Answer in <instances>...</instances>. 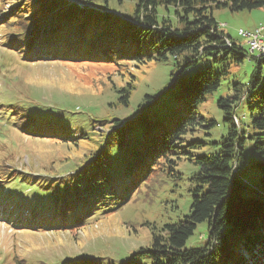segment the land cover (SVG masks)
Here are the masks:
<instances>
[{
  "label": "trees",
  "instance_id": "1",
  "mask_svg": "<svg viewBox=\"0 0 264 264\" xmlns=\"http://www.w3.org/2000/svg\"><path fill=\"white\" fill-rule=\"evenodd\" d=\"M75 1L106 11L81 8L68 0H16L15 8H5L9 0H0L4 45L23 54L25 61L45 62L33 57L38 54H31L33 43L43 33L46 36L40 39L39 48L50 56L47 62H92L117 72L133 62L172 57L176 67L167 88L146 95L129 118L88 116L52 104L11 103V114L24 122L21 132L30 137H45L69 147L70 143L78 146L93 142L83 155L77 152L70 174L60 172L62 177L41 189L37 183L47 176L34 181L35 175L30 172L9 169L6 179H0L2 188H18L21 184L41 192V199L46 197L50 202V214L42 219L33 210V217L20 214L23 224L19 227L32 224L28 228L36 231L86 227L95 213L110 214L131 202L149 179L157 189L163 176L166 181L174 178L175 186L181 187L178 181L184 174L177 168L180 160H186L197 169L186 180L191 201L189 213L183 218L164 224L160 231L153 232L148 246L119 260L78 256L60 264H263L264 56H253L222 31L213 9L252 10L263 7L264 0H130L132 10L124 12L112 8L111 0ZM245 59L254 62V67L248 81L234 82L228 94L218 97L226 128L219 141H212L210 137L216 135L219 123L203 115L199 106ZM125 70L119 75H125ZM113 79L119 97L110 105L127 107L134 80L120 88L116 85V89ZM244 104L250 111L249 123L242 122L238 115ZM110 121L113 125L105 131L97 129ZM248 144L258 156L255 164L261 172L262 194L244 193L248 187L239 177L240 165L247 162ZM207 146L215 151L198 152ZM14 212L6 209L1 215L9 213L10 219ZM204 221L206 242L186 247L197 225ZM83 257L85 260H80Z\"/></svg>",
  "mask_w": 264,
  "mask_h": 264
},
{
  "label": "rangeland",
  "instance_id": "2",
  "mask_svg": "<svg viewBox=\"0 0 264 264\" xmlns=\"http://www.w3.org/2000/svg\"><path fill=\"white\" fill-rule=\"evenodd\" d=\"M9 2L4 4L5 8L14 6L16 0ZM110 5L123 12L125 9L132 10L130 0L123 2L111 0ZM213 17L219 24H224L222 28L220 27L221 30L231 35L234 42L248 48L246 38L241 37L238 32L240 30L251 32L259 25H264V6L240 11L215 7ZM2 19L0 17V22ZM46 34L49 36L48 33ZM3 40V33L0 32V104H3L2 107L0 106V179H6L9 169L30 172L35 175L34 181L47 176L42 183H37L40 189L43 188L42 185L46 186L57 177H62L60 172L65 175L70 174L73 171L72 166L77 158L75 156L77 152H79L77 155H83L84 151L91 148L93 142L89 141L78 146L70 143L69 147L66 143L61 144L45 137H30L21 132L24 122L11 114L12 109L9 108L11 103L24 101L33 104H52L65 110L76 109L88 116L117 115L129 118V114L137 109L146 95H154L167 86L171 80V73L176 67L172 57L166 60L149 59L142 64L131 62L130 67L127 65L117 72H114L115 70L110 66L92 62L79 64L61 61L58 64L44 59L45 62L36 60V63H28L20 54L7 49ZM53 44L56 45L54 42ZM37 52L44 54V50ZM253 64L254 62L245 59L233 74L224 77L221 87L209 94L200 104L201 113L219 123V128L215 130L216 135L210 137L212 141H219L221 132L226 128L223 112L217 105L218 97L228 94L229 87L234 82L248 81ZM108 68L111 70L106 72ZM124 70L126 76H120L119 74ZM112 77L115 86L119 88L134 80L135 88L127 107L118 108L110 105L119 97L110 80ZM238 115L242 122L251 121L246 104L238 109ZM111 122L106 127L98 126L97 129L105 131L113 125ZM204 151L215 150L207 146L198 152ZM246 154L247 162L240 165V173L259 186L261 172L255 164L258 156L251 144L247 145ZM196 169L197 166L193 163L180 160L177 170L184 174V179L178 181L181 187L175 186L174 178L168 177L166 181V177L163 176L158 181L162 184L157 189L149 179L133 196L131 202L120 210L94 217L87 222L86 227L71 231L51 229L36 231L28 228L29 226L19 227L23 224L20 222V214L33 217L31 214L33 210L37 211L42 219L41 216L50 213V202L46 197L41 199V192L23 188L21 184L18 188L9 185L5 188L0 186V205L4 204V208H0V214L6 209L7 212L15 210L10 219L9 213L5 216L0 215V264H60L68 258L78 256H106L116 260L128 256L132 251L148 246L153 232L160 231L164 224L177 221L189 213L191 194L186 189V180ZM46 193L48 195L49 191ZM244 193L257 194L250 187L245 189ZM207 237V222H200L187 240L186 247L201 246L206 242ZM80 260H85V257Z\"/></svg>",
  "mask_w": 264,
  "mask_h": 264
},
{
  "label": "built area",
  "instance_id": "3",
  "mask_svg": "<svg viewBox=\"0 0 264 264\" xmlns=\"http://www.w3.org/2000/svg\"><path fill=\"white\" fill-rule=\"evenodd\" d=\"M240 34L245 37L244 30H240ZM248 44L251 53H256L258 56H264V33L262 27L253 31V39H248Z\"/></svg>",
  "mask_w": 264,
  "mask_h": 264
},
{
  "label": "bare ground",
  "instance_id": "4",
  "mask_svg": "<svg viewBox=\"0 0 264 264\" xmlns=\"http://www.w3.org/2000/svg\"><path fill=\"white\" fill-rule=\"evenodd\" d=\"M245 37L248 38V39H253V31H251V32L250 31H245Z\"/></svg>",
  "mask_w": 264,
  "mask_h": 264
}]
</instances>
